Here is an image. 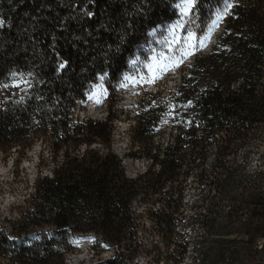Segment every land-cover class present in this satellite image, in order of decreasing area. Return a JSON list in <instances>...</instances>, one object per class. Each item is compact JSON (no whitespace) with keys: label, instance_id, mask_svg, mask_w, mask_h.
Wrapping results in <instances>:
<instances>
[{"label":"trees","instance_id":"obj_1","mask_svg":"<svg viewBox=\"0 0 264 264\" xmlns=\"http://www.w3.org/2000/svg\"><path fill=\"white\" fill-rule=\"evenodd\" d=\"M184 1L0 0V154L21 160L40 142V164H50L19 219L0 224V264H66L77 233L94 235L97 254L104 244L117 250L107 264H134L142 248L135 204L154 198L163 204L149 214L171 263L189 255L192 227L219 250L201 264L264 261V170L251 181L244 166L226 164L264 127V0H196L189 12ZM226 4L236 7L225 14ZM175 22L183 35L197 33L199 46L172 97L157 90L138 105L131 156L147 169L132 178L112 147L118 114L95 119L76 109L101 79L113 95L150 32ZM165 120L175 127L166 142ZM190 173L203 196L193 216L184 212Z\"/></svg>","mask_w":264,"mask_h":264},{"label":"rangeland","instance_id":"obj_2","mask_svg":"<svg viewBox=\"0 0 264 264\" xmlns=\"http://www.w3.org/2000/svg\"><path fill=\"white\" fill-rule=\"evenodd\" d=\"M180 6L189 12L192 4L188 0L180 3ZM219 31V22L216 23L201 43V51L207 52L211 46L206 42H216ZM182 33V23L175 22L170 25L157 27L150 32L146 43L141 46L131 59L130 69L113 95L104 85V79L94 85L90 96L95 94V102L91 105L88 99L81 102L76 109L79 116L95 119L107 118L108 112L118 114L114 119L115 131L113 133L112 147L120 156L129 177L136 178L147 169V161L144 158L131 156L137 143L133 139L136 126L135 114L139 110L138 105L149 92L159 90L163 98H170L176 93L182 80V74L188 75L193 56L185 55L190 49V44H195ZM183 57V68L176 66V61ZM189 70V71H188ZM184 77V76H183ZM92 98H95L92 96ZM165 131L161 141H169L174 127L170 121L165 120ZM99 145V144H98ZM99 147H101L99 145ZM102 148V147H101ZM44 150L43 144L36 142L27 156L19 159L14 152L10 157L0 154V224L7 226L9 221L19 219L20 211L26 206L29 197L33 193L34 183L38 174L49 170L50 164H40L39 155ZM48 151V150H46ZM245 152H250L246 156ZM45 157L50 160L48 152ZM226 164L236 167L244 166L248 171L251 181L257 180L259 172L264 170V127L258 131L257 136L247 145L242 147L238 155L227 159ZM52 165V164H51ZM214 165L212 159L207 160L205 166L210 170ZM42 166V169H41ZM196 173H190L186 179L187 190L185 193L184 212L187 216H193L195 210L192 205L202 199V193L194 186ZM163 203L154 198L152 201L141 204L137 201L135 209L140 222L141 252L134 260V264H170L172 259L167 258L164 252V242L157 232L154 222L149 214L154 207L159 208ZM155 210V209H154ZM156 229V230H155ZM204 235L202 227H192L189 231L191 247L189 255L180 264H201L211 254L218 257L217 246L212 244V238L200 240ZM94 235L92 233H77L74 236L76 250L66 254V264H107L114 257L117 250L109 244H104L97 254L93 246ZM264 244V239L257 243L259 248ZM176 244L173 241L172 247ZM197 246L196 249L192 248ZM215 260V259H213ZM173 264V263H171ZM175 264V263H174ZM213 264H220L215 261ZM264 264V261L261 263Z\"/></svg>","mask_w":264,"mask_h":264},{"label":"snow or ice","instance_id":"obj_3","mask_svg":"<svg viewBox=\"0 0 264 264\" xmlns=\"http://www.w3.org/2000/svg\"><path fill=\"white\" fill-rule=\"evenodd\" d=\"M188 2L190 4H192L193 6L195 5L196 3V0H188ZM236 7V5L234 4H226L225 6V14H227V10L229 8H234ZM215 23V21L213 22ZM5 24V21L3 19H0V27H3ZM188 37L190 40H195L196 43L195 44H190L189 45V51L187 53H185V55H188V56H191V55H195V50L198 49V46H199V42H200V38H199V35L197 33H192V32H189L188 33ZM176 66L179 67L182 63H183V57H181V59L179 61H176ZM65 65L64 64H61L60 67H64ZM21 83H27L26 81H22ZM5 87H7V85H5ZM15 87L19 88L20 87V84H16ZM189 104H191V101L188 102ZM183 107V105L181 106ZM173 114L175 113V105L173 106Z\"/></svg>","mask_w":264,"mask_h":264},{"label":"bare ground","instance_id":"obj_4","mask_svg":"<svg viewBox=\"0 0 264 264\" xmlns=\"http://www.w3.org/2000/svg\"><path fill=\"white\" fill-rule=\"evenodd\" d=\"M210 44V46H211V43H210V41H208V45ZM93 93H95V92H93ZM92 96H93V94L91 95V97H90V99H89V101H88V103H90L91 105L95 102V98H92Z\"/></svg>","mask_w":264,"mask_h":264},{"label":"water","instance_id":"obj_5","mask_svg":"<svg viewBox=\"0 0 264 264\" xmlns=\"http://www.w3.org/2000/svg\"><path fill=\"white\" fill-rule=\"evenodd\" d=\"M208 44V42H206Z\"/></svg>","mask_w":264,"mask_h":264}]
</instances>
